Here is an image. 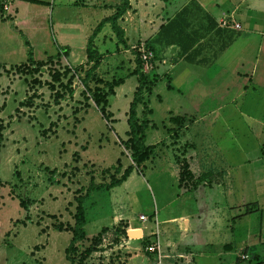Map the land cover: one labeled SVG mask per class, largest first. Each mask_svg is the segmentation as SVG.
Listing matches in <instances>:
<instances>
[{"label": "rangeland", "instance_id": "1", "mask_svg": "<svg viewBox=\"0 0 264 264\" xmlns=\"http://www.w3.org/2000/svg\"><path fill=\"white\" fill-rule=\"evenodd\" d=\"M36 1L46 5L7 0V10H0V67L3 68L0 69V264H69L63 252L70 234L56 228L72 224L74 191L85 188L90 179L94 184L106 183L112 173L109 168L115 166L117 159L121 170L130 164L119 146L126 139V111L136 87V79L129 73L134 66L135 50L140 46L147 48L143 40L150 34H141L138 29V35H132L126 29L131 17L124 14L117 23L124 29L130 48L123 50L119 45L115 48L107 27L93 40L103 56L97 75L103 80L122 79V84L113 89V96L107 98L105 112L109 117L105 122L91 101L80 95L82 88L76 79L66 84V78L60 77L61 84H66L61 89L50 83L49 75L84 64L85 41L99 20L108 15L102 4L111 9L121 0ZM181 1L144 0L139 5L144 11L136 14L134 20L138 24L141 20L147 22L151 30V25L158 21V6L170 2L171 12ZM138 2L143 1L135 0V5ZM253 16L246 22L251 33L253 29L256 31L251 41L262 40L264 47V34H257L260 29L264 33V14ZM240 41L249 42L238 39L237 43ZM64 48L68 51L66 56L59 51ZM28 51L33 62L52 59L38 69L14 68L26 63ZM57 51L59 56L55 57ZM157 53L154 51L156 61ZM262 64L250 83L242 78L238 82L231 80L223 99H206L202 104L206 109L217 101L231 99L229 108L239 109L242 114L237 116L238 125L231 124L225 131L216 130L211 132V137L197 140L200 145L211 138L216 144L217 156H221L229 176L230 193L225 195L227 211L223 227L214 229L209 236L210 247L205 252L199 250L193 264H252L249 262L252 256L264 264V156L259 154V147L264 145ZM154 70L143 71L147 80L153 75L158 78L146 103V108L151 110L148 119L155 129L145 131V144H152L153 153L141 169H134V177L128 184L132 201L118 203L121 194L116 189L113 193L93 191L84 202L88 224L83 231L87 238L99 231L92 229V217H98L101 225L117 220L112 227L105 228L96 244L97 251L84 264H125L134 250L132 241L119 234L128 228L126 222L130 220L136 226L137 217L143 215L148 218L145 225H153L156 218L174 210V206L160 209L178 190L177 178H169L162 170L171 162L178 176L183 165L180 157L190 148L186 142L196 141L190 138L191 129H188L183 140L175 142L179 130H169L172 126L166 118L177 115L176 93L165 89L168 83L165 75H157ZM51 84L53 90L48 87ZM242 85L247 86L246 90L241 91ZM54 92L58 95L54 96ZM141 111L137 106V117ZM166 156L169 162L160 158ZM152 174L156 179H151ZM206 174L210 181V173ZM189 185L186 180L182 187ZM127 234L129 238L139 235L130 230ZM222 244H228L229 250H223ZM75 246L80 252L88 246V241ZM135 250L145 253L141 247ZM242 254L247 259L239 261ZM152 264H159L158 259Z\"/></svg>", "mask_w": 264, "mask_h": 264}, {"label": "crops", "instance_id": "2", "mask_svg": "<svg viewBox=\"0 0 264 264\" xmlns=\"http://www.w3.org/2000/svg\"><path fill=\"white\" fill-rule=\"evenodd\" d=\"M142 1L135 5V0H128L129 9L125 14L131 17V22L127 24L126 29L132 35L137 36L138 29L141 30V34L150 33L143 41L151 40L158 27L173 18L179 10L187 9L184 32L190 36L189 41L191 40L193 44L185 53H181L176 45L162 48L154 45V49L159 55L158 60L154 63V71L157 75H165L168 82L165 84V89L176 93L175 112L177 116L187 120L175 142L180 143L179 141L183 140L188 129H191V134L188 135L193 141H196L186 142L190 148L180 158L186 159L188 171L193 178L207 172L211 176L210 181L208 180L209 184L201 183L191 189L190 187L177 188V194L163 202L160 207L163 210L174 206V210L156 218L155 224L145 225L146 222L137 220L136 227L130 224V220L126 222L128 228L125 230V236L128 241H132L134 250L131 253L126 252L130 256L126 258L125 264H152L155 259H158L159 264H193L194 255L200 254L199 250L205 252L210 247L209 236H212L214 229L223 227L227 211L226 202H224L225 195L230 193L229 176L224 170V161L221 156H217L216 144L211 138L204 139L205 142H201L200 145L197 140L211 137V132L216 130L225 131L231 124L238 125L237 116L242 114L239 109L229 108L231 99L226 102L224 100L217 101L212 107L206 109L202 108V104L206 99H223L231 80L238 82L242 78L250 83L262 62L264 67L262 40L258 43L252 42L251 35L256 31L253 29L251 33V28H248L246 24L253 19V14L259 16L264 14V9H262L264 0H182L183 3L177 5L171 12L169 11L170 2L163 3L158 6V21L151 25V30H149L150 25H146L147 22L143 23L141 20V23L138 24L134 20L136 14L144 11V8L139 6L143 5L144 0ZM242 5H244L243 8ZM102 7L109 16L112 11L108 8L109 6L102 4ZM223 19L238 24L239 30L220 27L219 22ZM122 30L124 31L123 28ZM232 34L235 35V39L230 40ZM257 34L263 36L264 33L260 29ZM124 38L126 45L130 48L126 36ZM238 39L249 40V42L241 44L240 41L237 43ZM138 40L141 39L137 38ZM260 73H264V70ZM252 87L254 88V86ZM246 88L247 86L242 85L240 89L244 91ZM181 145L184 146L185 142ZM160 158L165 162L170 161L167 156L165 159ZM169 163L163 167L162 172H166L169 178H177V171L172 163ZM134 174L133 170L123 183L109 190L113 193L119 189L121 197L118 198V203L124 204L133 200L128 184ZM151 176V179H156L154 174ZM141 178L144 179L143 176ZM157 216L156 213L155 217ZM92 218L90 221L93 224L92 229H99V231L101 228L112 227L117 221L101 225L102 221H97L98 217ZM87 224L88 222L85 220V225ZM128 230L138 232V237L129 238ZM152 235L155 236L158 257L156 258L155 254L150 261L135 249H140L139 240L142 237ZM225 245L228 244H222L221 248L223 249Z\"/></svg>", "mask_w": 264, "mask_h": 264}, {"label": "trees", "instance_id": "3", "mask_svg": "<svg viewBox=\"0 0 264 264\" xmlns=\"http://www.w3.org/2000/svg\"><path fill=\"white\" fill-rule=\"evenodd\" d=\"M22 1L33 5H46L45 3L36 0ZM128 9V0H121L120 4H117L111 8L112 13L109 16L103 17L94 26L85 41L84 64L78 65L75 68L64 69L61 74H58V72H52L49 75L50 83H56L57 86L61 89L62 87H64L65 89L66 84H69L72 79H76L82 88V90L80 91V95L84 98V100L91 101L93 107L97 110L101 119H103L105 122H107V119L109 117V114L105 112L107 98L113 96V89L122 84V79L103 80L97 75V69L99 68L102 62L103 56L101 55L99 50H97L94 46L93 40L104 27H107L109 28V31L113 35V38L115 40V48H117V45H119L122 47L123 50H127L128 46L125 43L124 32L117 22ZM186 13V8H182L181 10H179V12H177V14L173 16V18L158 27L155 35L151 40L147 39L145 41V44H147L146 49L150 50L153 53V62L156 61L154 56V45L161 48L168 47L170 45H176L178 46L181 53H185L189 50V47L191 44H193V42L191 40L189 41L190 36L188 34H185L184 32L187 22ZM25 46H27L26 43ZM59 51L64 56H66L68 53L67 48H64ZM59 51L56 52L55 57L59 56ZM133 56L134 66L131 72L129 73V76L135 77L136 87L134 89V92L132 93L131 100L128 103L126 111L125 125L127 127V130L124 133L126 139L124 141L119 142V146L122 148V151L127 154L130 164H128L125 168L121 170L119 160L117 159L115 162V166L109 168L112 173L109 174L108 181L106 183L94 184L90 179L85 188H79L74 191V207L73 213L71 215L72 224L66 225L63 228H61L60 226H57L56 228L58 232L63 231L70 234L68 245L63 252L64 259L65 261L69 262V264H84L90 254L97 251L96 244L99 242V236L105 231V228H101L96 235L91 236L90 238L85 237L83 231V227L85 225L83 204L88 198L89 194L93 191L98 190L108 191L114 187L119 186L126 180V178L134 169H141L143 163L147 161L153 153L152 145L145 144V131L147 129H155V126L148 119L151 114V110L149 108H146V103L148 99L153 95V89L158 83V78L156 75H153L150 80H147L143 73L141 62L138 59L137 53L134 52ZM51 59L52 58L50 57L47 58L44 62H33L30 58V52L28 51L26 63L16 66L14 68L20 67L26 69V71L31 67H33L31 69H38L43 67L46 62L51 61ZM0 69L3 68L0 67ZM60 77L66 78L65 86L61 84L59 79ZM52 84L48 86L50 90H53ZM167 89H169L168 86ZM53 95L56 96L58 95V93L54 92ZM155 98L158 99L157 96H155ZM137 106H140L142 108L140 117H137L136 114ZM166 122L170 126H172L169 130L174 129L179 130L180 132L182 126L187 123V120H184L182 117L177 115H169L166 118ZM259 154L261 156H264V145L259 147ZM181 162L183 164L182 169L180 170L177 176L178 188L184 186L186 180H189L190 189L195 188L201 183L209 184L208 174H201L196 178H193L190 172L188 171L186 161L184 159H181ZM119 234L125 237L124 228L119 232ZM82 241H88V246L83 248L80 252H77L75 245ZM154 243V235L142 237L139 240V246L141 248H145ZM223 250H229L228 245H225V247L223 246ZM144 255L150 261H152V257L155 256V253H144ZM249 262L252 264L261 263L258 262L257 256H252L249 259Z\"/></svg>", "mask_w": 264, "mask_h": 264}, {"label": "built area", "instance_id": "4", "mask_svg": "<svg viewBox=\"0 0 264 264\" xmlns=\"http://www.w3.org/2000/svg\"><path fill=\"white\" fill-rule=\"evenodd\" d=\"M0 6H1L2 11L7 10V0H0ZM219 25L220 27H223V28H232L233 30H239L238 24L229 22L227 19L221 20L219 22ZM135 52L137 53L138 59L141 62L142 70L144 72L152 71L154 68V63H155L152 61L153 53L150 50L144 48L143 46H140L139 48H137ZM147 219L148 218L143 215H139L137 217V220L139 222H146ZM144 252L148 254L155 253L157 255L156 257H158L156 242L154 244H151L145 247ZM239 258L240 260H245L247 259V256L245 254H242Z\"/></svg>", "mask_w": 264, "mask_h": 264}, {"label": "water", "instance_id": "5", "mask_svg": "<svg viewBox=\"0 0 264 264\" xmlns=\"http://www.w3.org/2000/svg\"><path fill=\"white\" fill-rule=\"evenodd\" d=\"M136 236V235H135Z\"/></svg>", "mask_w": 264, "mask_h": 264}]
</instances>
